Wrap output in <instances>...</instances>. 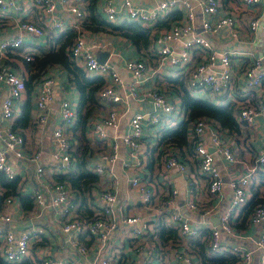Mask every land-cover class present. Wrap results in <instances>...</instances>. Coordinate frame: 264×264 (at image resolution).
<instances>
[{
    "label": "built area",
    "instance_id": "built-area-1",
    "mask_svg": "<svg viewBox=\"0 0 264 264\" xmlns=\"http://www.w3.org/2000/svg\"><path fill=\"white\" fill-rule=\"evenodd\" d=\"M71 1V2H70ZM116 0H99L100 10L104 19L113 22L118 16L126 20L136 22L146 27L151 33L160 23L162 28L156 34L154 45L158 53V60L155 68L143 56L125 59L123 65L132 75L130 94L135 97L136 87L146 79L149 70L156 74L172 73L176 75L187 74V88L189 91L200 90L206 92L209 98L219 104H233L237 108V118L243 125L254 123L257 116L264 115V19L261 22L260 15L254 14L249 20L248 28L251 32L261 27L262 48L261 53L254 55L252 51H244L248 59L241 67L238 76H234L231 67L232 53L234 51H219L211 44L210 35L218 33L219 30L229 29L230 37L238 39L239 30L235 28V15L232 11L224 10L222 0H158L152 5L135 3L133 0H121L116 5ZM247 7H256L262 0H238ZM65 10L73 16V21L59 18L56 15V0H31L32 6L40 13V18L53 30L55 35L78 26L85 16L84 9L79 1L60 0ZM198 7L202 13L201 30L197 31L194 24V9ZM179 10L181 17L173 19L174 13ZM27 11V6L22 0H0V25L5 24L2 17L14 18L15 13L22 14ZM2 15V17H1ZM260 24V25H259ZM42 25H37L24 19L20 15L16 20V28L12 34L3 36L0 39V60L7 56L9 50L18 49L23 43L25 33L36 37L44 34ZM181 43V49L175 45ZM76 63H81L85 72L91 76H100L104 85L99 89V99L106 105H110L106 115L93 119L91 133L99 140L107 137V129H115L118 126L120 111L117 104L124 98L119 88L122 86V78L116 68L110 63L108 57L99 61L78 33L73 41L70 51ZM242 53V52H241ZM243 54V53H242ZM25 60L33 59L31 53H22ZM240 79V80H239ZM55 79L48 71L44 72L34 90L35 108L33 110V121L36 131L39 133L48 120L49 104L53 98ZM237 88L240 91H237ZM256 88L260 92L252 101L248 94ZM0 89L5 91L0 104L1 119H11L15 115V104L19 102L26 90L25 78L9 65H0ZM141 89V88H140ZM150 96L153 108L146 112H135L129 118V131L120 136L121 142L129 148L130 156L134 159V165L139 169L140 163V138L146 124L156 125L160 129L171 127L176 124L177 116L182 112L179 105L168 101L167 93L159 86H152L146 91ZM209 100V101H211ZM212 101V102H213ZM75 109L71 101L63 98L58 109V122L52 130L51 163L48 166L49 173L65 174L73 168V161L70 157L72 147L66 130L74 123ZM173 115V116H172ZM191 138L198 164L199 172L208 180V190L212 194L219 193L223 188V181L220 177L217 166L214 162L215 156L221 157L228 163L237 160L236 152L231 147L226 136L217 126L205 116L195 119L191 127ZM264 131V129H263ZM209 146L213 150L209 149ZM110 153L101 154L104 159L112 162L117 158V144L114 141ZM8 153L16 159H28L35 162L34 177L37 185L30 191L36 213L40 214L44 209L54 211L59 229L67 237L72 248L81 254L87 251L86 244L80 240V234L87 230L97 242L100 252L105 246L109 234L115 229L117 220L113 214L111 204L115 201L116 195L105 188H98L97 184L92 188V205L98 215L92 221H84L76 214L75 204L71 201L66 185L61 182L47 178L45 168L39 162L40 150L28 151L25 148L24 137L11 127H0V172L8 178L16 177V170L12 162L8 160ZM254 170H264V150L254 152ZM165 171L177 168L183 172L187 170V164L178 154L168 153L163 162ZM106 165L103 162L95 163L90 170L98 176L106 172ZM250 174L231 179L228 183L232 197L229 207L220 216L219 227H212L208 239V246L216 253L231 251L236 255L233 264H248L252 254L248 249H243L239 244L228 246L220 239V231L231 233L233 231L232 221L236 211L248 201V186L250 185ZM190 182V178H188ZM147 179H141L139 174L130 178V184L137 187L142 203H148L151 197V188ZM177 194L176 188H171L164 199V206L161 211L169 220L173 228L178 231L182 238H187L200 233L202 227L190 222L173 206L174 197ZM12 197L7 196L0 200V203L9 204ZM188 208H194L192 201H187ZM101 215V216H99ZM9 221L10 216L0 210V221ZM121 223L129 228L134 237H150L154 233L152 220L139 214H122ZM249 224L258 225L259 235L255 241L256 247L264 245V206H256L249 216ZM42 227H29L26 230L15 232L11 229H0V255L9 262L23 260L32 242L41 239ZM135 250H139L135 247ZM190 251L183 253L176 264H194ZM38 264H85L73 257L55 258L45 255L39 259ZM92 264H111L108 257L104 255L95 256ZM125 264H138L136 259L127 258ZM139 264H151V257Z\"/></svg>",
    "mask_w": 264,
    "mask_h": 264
},
{
    "label": "crops",
    "instance_id": "crops-1",
    "mask_svg": "<svg viewBox=\"0 0 264 264\" xmlns=\"http://www.w3.org/2000/svg\"><path fill=\"white\" fill-rule=\"evenodd\" d=\"M74 1H79L80 6L83 7L84 0ZM133 1L135 3L141 2L144 5H152L158 0ZM22 3L27 6V11L24 13H15V17L12 19H10L9 16L2 17L1 15L5 24L0 25V39L3 36L12 34L15 31L16 20L20 17V15H24V19L29 22L42 25L45 32L43 35L38 37L25 33L22 45L16 50H10L7 53V56L0 60V65H9L28 78L27 76L30 71H27L24 66V61L21 59L22 53H31L33 55L35 46L45 47L48 44V37L55 35V33L53 34V30L50 29V27L44 22V19L40 18V13L32 6L31 0H22ZM115 3L119 6L121 0H116ZM222 3L224 10H230L234 13L236 19L235 28L239 30L240 37L238 39L230 37L229 29L224 28L219 30L218 33H212L210 35V39L211 44L217 50L234 51V53H232L231 67L232 72L236 77L238 76L241 67L248 59V53L244 51H252L255 56L261 53V27L259 26L254 30V32H251L248 28V23L254 14L260 15V18L264 19V0H262L256 7H247L244 4L242 5V3L238 0H222ZM95 8L100 18L104 19L100 10L99 0H96ZM55 14V17L58 16L59 18L73 21L72 14L65 10L64 5L60 2V0H56ZM180 17L181 12L177 10L173 15V19H179ZM123 21L128 20H126L123 16H118L111 23L114 25H120ZM201 21L202 13L198 7H195L194 24L197 31L201 30ZM160 28H162V26H158L151 33L154 34L155 38ZM69 30L74 31L76 35L81 33L84 42L91 47L93 52L96 54V57L99 52H105L106 55L104 59L108 57V60L119 72L123 81L119 91L124 99L117 104L120 111L118 126L115 129H107V137L104 140H99L97 136L95 137L90 132L93 119L106 115L110 106L106 105L99 99L93 114L86 124L87 126L84 134L85 138L89 141L87 144L93 151L86 164L88 169H90L95 163L97 164L99 162L105 163L107 167L106 172L98 176L99 178L96 184L98 188L108 189L116 195L115 201L111 204L113 214L117 220L116 227L109 234L105 246L100 252L98 251V247H96L98 243L95 242L93 236L89 234L87 230H84L80 234V240L86 244L87 251L85 254L79 253L70 246L67 237L59 229L53 210L46 208L42 213L37 214L35 201L32 208L27 210L23 208L20 196L26 194L31 195L30 191L37 185L33 171L35 162L28 159H16L8 153V160L14 165L16 177L19 178L21 186L20 192L17 195L10 194L13 199L11 203H0V210L10 216L9 221H0V229H11L15 232H20L29 227H42L44 231L40 234L41 239L37 242L31 243L29 252L25 257L33 261H39V259L43 256L50 255L55 258L73 257L85 264H92L95 256L104 255L105 257H108L111 264H125V260L127 258H134L139 264L149 257H151V264H176L183 253L190 251L192 253V262L194 264H201V260L198 255L192 252L193 247L197 243H203V241L207 246L210 229L212 227L219 226H217V223L220 221V216L229 207L232 197L231 189L228 186L229 181L248 172L250 174L248 200L254 190L259 193L258 197H261L264 200V176L259 173V171L264 170H254L253 168L254 152L261 149L264 150V115L257 116L254 123L242 125L237 118L236 112V120L238 122V133L236 135L234 133L224 132L218 128L224 133L226 140L229 141L231 147L234 148L237 160L235 162L228 163L221 157L215 156L214 162L223 181V188L217 194L209 192L208 180L198 170L193 140L191 138L190 129L192 126L190 127L188 133V137L192 142L190 152L186 156L181 155L174 147H170L167 149L165 154H162L161 157H157V144L162 129L156 125L146 124L140 138L141 144L138 152L140 155L141 165L138 169L134 165V159L130 156L129 148L121 142L120 136L129 131L128 122L132 114L135 112H146L152 110L153 103L146 91L152 88L153 85L164 89L167 93L168 101L172 102L176 106L179 105L182 109L179 96L173 89L168 87L167 82L163 79L164 76L175 78L178 75H171L172 73L161 75L152 71L158 60V53L156 52L154 41L145 53L142 54V52L136 48L130 39L125 38L118 33L89 29L86 26H83L81 21L78 23V26L71 27V29H67L65 31ZM175 47L176 49H181L182 44L177 43ZM138 56L146 58L149 61V64L153 67L148 71L146 79L141 83V86L136 87V92H138V94L133 97L129 90L133 78L129 71L125 69L123 62L125 59L136 58ZM47 71L54 77L56 83L53 88V98L49 104L48 120L43 129L37 133L35 132L36 127L34 126L35 129L33 127L34 121L32 117L33 110L35 108L34 90L38 86V84L35 86V83H33V87H31L30 90H25L21 100L15 104V115L13 118L3 120L0 116V127L13 128L15 119L20 116L22 107L27 104L30 109L31 119L28 125L21 128L24 132L23 137L25 140V148L28 151H35L37 149L40 150L41 154L39 162L44 165L46 177L52 178L53 176L48 170V166L52 165L51 152L53 148L51 144V137L53 127L56 122H58L57 116L60 101L63 98L69 99L76 112L79 95L75 85L67 82V72L64 68L59 65H53L48 67ZM237 91L239 92L240 89L237 88ZM259 92L260 89L256 88L253 92L248 94V97L252 101H255ZM4 93L5 91L0 89V104ZM190 93L197 98L211 100L206 92L195 90L190 91ZM213 103L216 102L213 101ZM174 118L176 119L175 125H177V123L184 118L183 109L182 112L177 116H174ZM74 123L66 130V134L68 136L71 135V128ZM114 141H116L117 144V158L116 160L110 162L107 159H104L101 154L113 151L112 145ZM74 142L75 141H73V143ZM170 152L176 153L179 156L181 155L187 164L186 171L181 172L177 168H171L168 171L164 170V158ZM137 174H139L141 179H147V183L151 188L150 200L145 204L140 200L137 187L130 184V178ZM188 178H190V182L188 181ZM171 188L177 189L173 206H175L176 209L190 222L196 223L202 227L201 232L194 236L182 238L178 234V231L174 228L176 231V239L174 241H167L166 238L169 236V232L165 231L163 234L165 244L162 246L157 245L155 240H151L152 236L148 238L134 237L130 229L121 223L120 219L122 214H139L147 217L152 220V228L154 232H158L160 230V226L170 223L161 209L164 207L166 208V206H164V199ZM5 190L6 188L0 185V194ZM90 196L93 197L91 190L89 195L86 196L89 212L92 217H98L93 205L89 206ZM187 201H192L195 204V207L188 208L185 205ZM77 205L82 204L77 203L76 206ZM78 208L80 209V207ZM239 210L240 208L236 211L233 220L236 218ZM259 228L260 227L258 225L253 226L247 223V227L245 229L234 227L231 233L221 230L220 239L228 246L239 244L243 249L250 250L252 257L248 264H264V245L261 247H256L255 245V241L259 235ZM203 232L207 233V235H203ZM135 247H138L139 250L136 251ZM226 253L232 254L233 252L229 250L224 251V254Z\"/></svg>",
    "mask_w": 264,
    "mask_h": 264
},
{
    "label": "trees",
    "instance_id": "trees-1",
    "mask_svg": "<svg viewBox=\"0 0 264 264\" xmlns=\"http://www.w3.org/2000/svg\"><path fill=\"white\" fill-rule=\"evenodd\" d=\"M96 0H84L83 9L85 16L82 21L83 26L93 30H102L114 32L131 40L136 48L143 53L150 47L155 39L154 34L136 22L123 21L120 25H114L109 21L101 19L96 8ZM165 25L160 23L159 26ZM76 37L74 31H64L57 35L49 36L47 45L35 46L33 51V59L25 60L23 56L24 66L27 71H30L28 78H25L26 89L30 90L40 76L47 71L48 67L59 65L67 72V82L74 84L78 90V103L76 107V120L71 128L69 136L72 147L70 149V157L73 161V168L65 174H54L52 180L64 183L68 190L71 201L75 204L76 214L84 221H92L96 217H92L89 212L86 196L94 187L98 180V175L92 172L86 166L89 157L93 153L92 149L87 144L89 141L85 138L86 124L94 112L95 106L99 100V89L104 85V80L100 76H91L80 68L72 57L70 51L73 41ZM10 51V50H9ZM8 51V52H9ZM164 81L167 82L169 88L173 89L179 96L181 105L184 111V118L175 126L166 127L161 130L158 140L157 157L167 152V149L174 147L177 151L186 156L190 152L191 142L188 137L189 129L195 119L201 116L207 117L213 125L227 133H238V122L236 120L237 108L233 104H217L212 101L200 99L193 96L187 88V74H181L177 77L164 76ZM30 109L27 104L22 107L20 116L15 119L13 130L20 133L24 126L29 124ZM35 123H33V127ZM35 129V127H34ZM18 130V131H17ZM20 131V132H19ZM73 141H75L73 143ZM180 155V157H181ZM182 158V157H181ZM183 159V158H182ZM260 175L264 176V171H259ZM0 185L6 188L0 194V200L7 196L17 195L20 192V183L18 177L8 178L0 172ZM253 190V189H252ZM256 190L253 191L249 200L240 208L236 218L232 221V228L245 229L249 224V216L256 206H264V200L258 197ZM20 200L25 210L34 206V199L31 195H21ZM81 203L82 205H77ZM84 205V206H83ZM92 205V197L89 199V206ZM80 207V209L78 208ZM82 209V210H81ZM85 215L82 216L81 215ZM202 230V229H201ZM169 232L167 241L176 239V231L171 224L160 226V230L154 232L151 240H155L157 245L165 244L163 234ZM201 232V231H200ZM203 235L207 233L203 232ZM192 252L196 253L201 260V264H233L236 255L233 253L218 254L213 251L203 241L194 245ZM0 264H38V261L24 258L19 262H9L0 255Z\"/></svg>",
    "mask_w": 264,
    "mask_h": 264
},
{
    "label": "water",
    "instance_id": "water-1",
    "mask_svg": "<svg viewBox=\"0 0 264 264\" xmlns=\"http://www.w3.org/2000/svg\"><path fill=\"white\" fill-rule=\"evenodd\" d=\"M106 53L105 52H99L98 55H97V59L99 61H102L104 60V57H105ZM210 150H213L212 147H209ZM220 225V221H218L217 223V226ZM219 227V226H218Z\"/></svg>",
    "mask_w": 264,
    "mask_h": 264
},
{
    "label": "rangeland",
    "instance_id": "rangeland-1",
    "mask_svg": "<svg viewBox=\"0 0 264 264\" xmlns=\"http://www.w3.org/2000/svg\"><path fill=\"white\" fill-rule=\"evenodd\" d=\"M263 19H261V23H262ZM79 67L83 69L81 63H78ZM72 145V144H71Z\"/></svg>",
    "mask_w": 264,
    "mask_h": 264
}]
</instances>
